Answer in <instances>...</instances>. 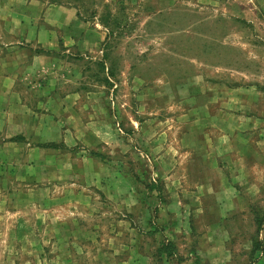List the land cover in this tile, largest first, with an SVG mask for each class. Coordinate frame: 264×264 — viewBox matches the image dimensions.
I'll return each mask as SVG.
<instances>
[{
  "label": "rangeland",
  "instance_id": "1",
  "mask_svg": "<svg viewBox=\"0 0 264 264\" xmlns=\"http://www.w3.org/2000/svg\"><path fill=\"white\" fill-rule=\"evenodd\" d=\"M0 264H264V0H0Z\"/></svg>",
  "mask_w": 264,
  "mask_h": 264
},
{
  "label": "crops",
  "instance_id": "2",
  "mask_svg": "<svg viewBox=\"0 0 264 264\" xmlns=\"http://www.w3.org/2000/svg\"><path fill=\"white\" fill-rule=\"evenodd\" d=\"M202 1V0H200ZM53 6V5H52ZM52 6H49L52 9ZM48 8V9H50ZM62 11L67 12V13H73L74 10H72L71 8H66V7H61ZM47 10V9H46ZM78 17V16H77ZM98 17V14H96V16H94V19ZM88 22L81 20L79 17L75 18L74 20V26L75 29H77V34L78 37H75L73 39H71V36L68 37L70 40H72L73 43H76L78 45V48L82 51V55H84V49L86 46H92L93 48H95L97 45L100 44V41L97 37V34L101 36V32L99 31V29H95L96 33L93 34V36H90V28H85ZM63 24H66L65 22ZM90 26V24H88ZM36 26V24H35ZM84 27V31L81 32V29ZM97 28V27H96ZM69 27L64 26V31L68 30ZM52 31L51 30V26H49V28L44 25V27H41V35L42 36H46L48 34V32ZM110 37V36H109ZM108 34H105V38H104V42L106 41V39H109ZM36 39V36H31V35H27L25 37V41L27 42H31L32 39ZM45 41V40H44ZM103 42V43H104ZM220 42V41H219ZM228 37H225L224 40H221V45L223 46L224 43H228ZM36 59V58H35ZM36 61V60H34ZM223 66V64H221ZM29 69L33 68L32 65L28 66ZM193 88H197L198 86H192ZM214 100H210L209 98L204 99L202 101H198L200 103V106H202L203 108L208 107L209 105H211V103ZM201 113H203L202 116V121H204V125L203 123L199 122L197 125L198 126H194L196 127V129L198 128L199 130H201L202 134H197V136H193V134H191L190 139L184 138L186 139V145L189 147V149H191L194 153H197L199 155L203 154L206 155V160L209 159L210 156L213 155H217V156H221L224 154L228 153V148H229V144L228 141L230 139V135L229 132L227 131V123L225 122V119L223 116H221V114H215L214 117H211L210 115H207V113L204 111H201ZM210 125H214L216 130L213 131V129H208L207 126V121ZM214 120V121H213ZM201 124V125H200ZM227 129V130H226ZM222 130H224L225 132H223ZM226 131L228 132V134L226 133ZM185 145V146H186ZM182 147H184V145H182ZM171 151L169 148L164 149V154H168V153H172L173 152H169ZM222 174V172H220ZM222 177V176H221ZM214 190V192L212 193L211 189ZM215 187L213 185H211L210 183H203L200 186H198V191L194 192V195H197L196 198H201L203 196H209L214 198L215 197ZM220 194V192H219ZM217 194V195H219ZM199 199H196L197 201Z\"/></svg>",
  "mask_w": 264,
  "mask_h": 264
},
{
  "label": "trees",
  "instance_id": "3",
  "mask_svg": "<svg viewBox=\"0 0 264 264\" xmlns=\"http://www.w3.org/2000/svg\"><path fill=\"white\" fill-rule=\"evenodd\" d=\"M151 189H156V186L153 187ZM257 222H258V225L261 227L262 224H263V218L262 217H257ZM258 246V245H257ZM259 247V246H258ZM176 245L174 242H172L171 240H168L166 242H163L161 244V248H160V252L161 253H165L167 256H171L175 253L176 251ZM257 249V248H256Z\"/></svg>",
  "mask_w": 264,
  "mask_h": 264
}]
</instances>
